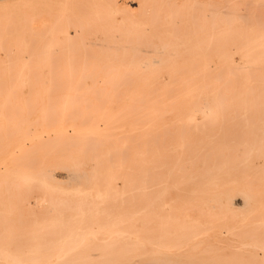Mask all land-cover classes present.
<instances>
[{"label": "bare ground", "instance_id": "6f19581e", "mask_svg": "<svg viewBox=\"0 0 264 264\" xmlns=\"http://www.w3.org/2000/svg\"><path fill=\"white\" fill-rule=\"evenodd\" d=\"M224 1L181 21L162 0H135L136 12L123 0L0 8V142L20 139L11 170L0 171V186L16 193L0 202L28 213L24 222L0 209L19 248L0 251V264H73L72 254L79 264H164L168 250L199 258L191 264H264V0L247 14ZM58 125L96 136L21 148ZM87 163L92 190L55 193L63 179H86ZM54 211L65 215L56 228L92 218L102 242L56 261L29 251L44 237L31 231ZM48 239L49 248L72 241Z\"/></svg>", "mask_w": 264, "mask_h": 264}, {"label": "rangeland", "instance_id": "374dc122", "mask_svg": "<svg viewBox=\"0 0 264 264\" xmlns=\"http://www.w3.org/2000/svg\"><path fill=\"white\" fill-rule=\"evenodd\" d=\"M37 2V1H47V0H8L5 3H0V8L4 7V6H14V5H21L24 2ZM59 1H63V0H59ZM124 4L126 6H128V4L131 6L130 10L132 12H136L137 8L135 7V0L132 1H127V0H123ZM164 2V5L166 7L163 8L162 12H166L167 10H173L175 12L174 15H172V20H178L181 21L184 17L185 14L188 13V11L192 10V11H197L199 9L202 8V4L201 3H207L208 6H206L207 9L210 10L211 6H216V5H222L225 3L224 0H162ZM237 1L238 4V9L241 13H251L253 11H260L261 9L258 8H253V0L249 1V0H235ZM158 0H150V3L152 6H155L157 4ZM167 3V4H166ZM252 5H251V4ZM249 4V5H247ZM252 6V7H251ZM247 10V11H245ZM211 11V10H210ZM245 11V12H244ZM164 20H166V16L162 17ZM179 27L183 28L186 25L184 24H177ZM173 26H175L173 24ZM148 34H152V31H148ZM239 54H234V60L236 62H240L241 60V56ZM4 57V53L0 51V59H2ZM1 126V124H0ZM4 129V128H3ZM34 130V129H33ZM64 130L66 131L64 134ZM35 133H39L41 135L37 136V138L35 137ZM32 132V134H30L29 138H27L25 140V143L23 145V147L21 148H25L28 147L31 144L36 143L37 140H42V139H46L48 135L52 136V137H57V136H61V135H65L66 137H70V139H79L81 137H93L96 136V131L92 130V129H88L85 127H73V126H64V125H58L57 127H43L41 129H39L38 132ZM41 138H38L40 137ZM17 136H15L14 141L6 138V139H2V141L0 142V171H5V172H9L12 168L13 165V161L15 159V156L18 153V149H20L19 147V143H20V139H16ZM32 158L35 156H43V155H31ZM73 156H77V155H73ZM81 157L83 156H87V155H80ZM28 157V155H27ZM85 167L82 168L84 169L86 172V176H87V180L86 179H81L79 181L78 184L76 185H72V182H70L67 179H63V185L61 186H55L54 191L55 193H58L60 195L63 196H70L72 198H75L76 196L83 194L84 192H88L92 189H88L86 188V185L89 184V182L91 180V176H90V171L91 169L89 168L91 165L90 164H85ZM90 177V178H89ZM0 180H1V176H0ZM67 181H69L67 184ZM89 181V182H86ZM6 187V189H2ZM0 196H3L1 199H4V197L15 194L16 191H12L11 188L7 187V186H0ZM53 190V189H52ZM53 191V192H54ZM30 202V206L33 208L34 211H38L41 210L42 205H40V202H37V198H31L29 200ZM20 205H17L14 201L12 200H5L2 201V203L0 202V209L1 208H10L7 212H9L11 214V216H15V218L17 216H19V218H22V220L24 221L25 217L28 215L27 212L22 211V209H20L21 207H19ZM24 209V208H23ZM52 210V209H51ZM47 211V209H46ZM57 213V215H53L51 217L45 218L44 219V225L39 226L36 228V230L31 231V233H33V235H35V237H37V233H43L42 236L44 237H39L36 238L35 240L31 241L32 245L29 248L30 250H40V251H51L53 253H57L58 255H55V257L52 258V261H56V257H58L59 259L61 258L62 260L66 259L69 257L68 254H66L67 252H77L82 250V243L86 240L88 241V244L92 246V248H96L98 246V244H100L101 238L99 239L98 236L101 235V228L99 223H97L96 221L94 222L91 219H86L84 221L81 222L80 225L73 223L72 225H70V228H67V225L64 223L59 224V227H55L54 225L58 226L57 224L60 223L61 221L65 220V215L64 212H59V211H54ZM21 215V217H20ZM51 221V222H50ZM52 221H58L56 222L57 224L53 223ZM25 222V221H24ZM142 222H137L136 226L142 225ZM16 228V227H15ZM225 231V230H224ZM53 233H56V236L59 240H63V239H68L71 237V243L67 244L66 246L63 244L61 246H56V247H52L49 248L47 247V243H50L51 239H48ZM211 234V233H210ZM213 234V231H212ZM224 234H226L224 232ZM17 234L15 233V229L14 226L9 225L7 227H3V225L0 223V251H5V250H9V251H17V249H19L18 247H15L14 241L16 238ZM92 236V237H91ZM47 237V238H46ZM48 241H47V240ZM81 240V242H80ZM64 241V240H63ZM199 241H201V243H203L205 241V238L200 237ZM35 243V244H34ZM37 243V245H36ZM205 243V242H204ZM9 245H13V247H9L7 248V246ZM79 245V246H78ZM65 246V247H64ZM163 257V261L165 262L164 264H191V263H198L200 262V260H198L199 258L195 257V255H193L192 253L186 254L185 256L180 255V254H176L174 250H168L166 253H163L161 255ZM71 260L73 261V264H79V263H75V261H78L79 256L77 255H70ZM134 259V258H133ZM205 262L203 264H207L209 262V264H211V261L209 260H204ZM133 263L137 262L135 260L131 261ZM7 264V263H4ZM61 264V263H59ZM63 264V263H62Z\"/></svg>", "mask_w": 264, "mask_h": 264}]
</instances>
